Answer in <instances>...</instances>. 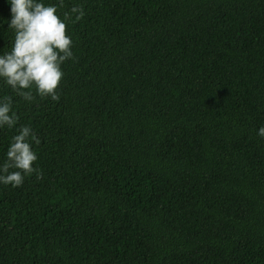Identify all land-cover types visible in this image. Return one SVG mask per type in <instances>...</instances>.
<instances>
[{
    "label": "trees",
    "instance_id": "1",
    "mask_svg": "<svg viewBox=\"0 0 264 264\" xmlns=\"http://www.w3.org/2000/svg\"><path fill=\"white\" fill-rule=\"evenodd\" d=\"M73 3L59 99L0 85L39 139L0 264H264V0Z\"/></svg>",
    "mask_w": 264,
    "mask_h": 264
},
{
    "label": "clouds",
    "instance_id": "2",
    "mask_svg": "<svg viewBox=\"0 0 264 264\" xmlns=\"http://www.w3.org/2000/svg\"><path fill=\"white\" fill-rule=\"evenodd\" d=\"M10 5V49L0 52V85L26 103L38 96L57 101L64 76L62 64L73 59L70 23L79 21L83 8L73 3L66 11L65 0H6ZM6 29V30H7ZM13 95H0V130L12 135L0 160V185L19 187L26 176L37 172L34 144L38 137L29 124H20ZM264 138V125L256 130Z\"/></svg>",
    "mask_w": 264,
    "mask_h": 264
}]
</instances>
